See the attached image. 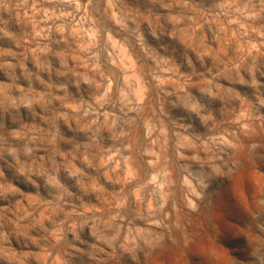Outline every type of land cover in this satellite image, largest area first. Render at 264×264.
<instances>
[{
  "label": "clouds",
  "instance_id": "obj_1",
  "mask_svg": "<svg viewBox=\"0 0 264 264\" xmlns=\"http://www.w3.org/2000/svg\"><path fill=\"white\" fill-rule=\"evenodd\" d=\"M141 2L162 13L154 23L126 0H0L15 49L0 46V264H32L10 238L51 264H70L75 243L156 251L224 192L239 153L264 149V0ZM257 200L225 209L243 264H264Z\"/></svg>",
  "mask_w": 264,
  "mask_h": 264
},
{
  "label": "rangeland",
  "instance_id": "obj_2",
  "mask_svg": "<svg viewBox=\"0 0 264 264\" xmlns=\"http://www.w3.org/2000/svg\"><path fill=\"white\" fill-rule=\"evenodd\" d=\"M126 7L133 15L145 16L147 23H154L155 18L162 14L154 12L141 0H126ZM4 18H8L7 14ZM10 29L13 32H19L20 30L16 23H13ZM0 46L15 51L6 39L0 40ZM28 68L35 70L34 63L29 62ZM17 75H21L19 69ZM260 82L264 84V80ZM0 83H9V80L6 76L0 75ZM20 83L25 87L27 86L23 80ZM4 127L5 130H12L10 122L7 120L4 121ZM253 139L264 144V133L253 137ZM237 159L242 161V167L235 173L231 171L227 173L228 184L224 192L216 197H209L202 206L200 215L191 214L186 218L183 235L179 237L175 234L172 235L160 249L145 251L143 254L137 255L134 260L128 255L113 252L109 248H105L102 255H95L91 249L84 248L80 243H75L73 245L75 250L70 264H82L81 253L84 252H87L84 264H197V258L207 259L209 253L213 255L218 264H233V262L243 264L242 259H238L230 251L231 244L234 242L227 239V234L230 230L235 229L237 225L225 216V209L233 199L239 201L250 211L258 203L257 197L261 191H264V149L251 154L247 151L239 153ZM73 190L75 189L73 188ZM29 194L37 195L31 191ZM92 202L94 203V201ZM7 203L9 202H6L5 206H7ZM68 210L70 209H66V211ZM87 235L91 236L90 229L87 231ZM31 236L34 238L36 233H31ZM68 240H73L71 234H69ZM181 242L185 247L179 250L178 255L175 245ZM88 243L95 246L93 240H89ZM6 247L12 249L14 253H31L33 256L32 264H51L48 253L36 245L22 248L17 244L15 238H10V242ZM52 259L59 261V252H56ZM3 264H8V261L4 260Z\"/></svg>",
  "mask_w": 264,
  "mask_h": 264
}]
</instances>
